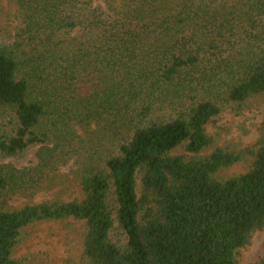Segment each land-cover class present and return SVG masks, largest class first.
Instances as JSON below:
<instances>
[{
    "label": "trees",
    "instance_id": "trees-1",
    "mask_svg": "<svg viewBox=\"0 0 264 264\" xmlns=\"http://www.w3.org/2000/svg\"><path fill=\"white\" fill-rule=\"evenodd\" d=\"M15 1L0 161L38 154L0 162V264H20L28 228L70 220L85 226V264H240L264 231V144L248 172L221 179L243 156L211 150L208 127L264 96V52L223 55L235 29L213 6L228 0ZM72 155L80 198L7 207Z\"/></svg>",
    "mask_w": 264,
    "mask_h": 264
},
{
    "label": "rangeland",
    "instance_id": "rangeland-1",
    "mask_svg": "<svg viewBox=\"0 0 264 264\" xmlns=\"http://www.w3.org/2000/svg\"><path fill=\"white\" fill-rule=\"evenodd\" d=\"M257 5L259 0H228L213 6L225 14L224 18L229 19L235 29L226 34L227 51L223 54L226 58V52L230 51L245 59L251 58L252 53L260 55L264 52V12L257 13ZM19 22L16 1L0 0V43L16 42L12 37ZM228 39H232L233 44L228 43ZM208 134L214 142L211 150L226 148L243 156L239 164L220 172L219 178L228 179L248 172L254 163L253 154L264 144V96L251 100L242 108H226L208 127ZM78 144L75 147L80 149ZM80 153L84 154L83 151ZM37 154L38 149H35L21 159L0 162L12 163L19 168L29 167L37 162ZM78 161L72 155L59 171L50 174L34 196L13 197L7 201V207L22 208L48 200L80 198ZM84 233V224L73 220L34 225L24 232L14 258L20 264H85ZM238 260L240 264H260L264 260V231L254 235L251 244L239 252Z\"/></svg>",
    "mask_w": 264,
    "mask_h": 264
}]
</instances>
